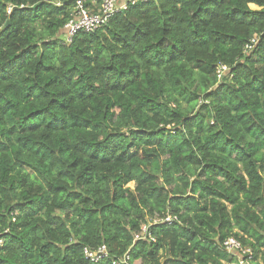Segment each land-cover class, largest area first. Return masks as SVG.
<instances>
[{
	"label": "trees",
	"instance_id": "obj_1",
	"mask_svg": "<svg viewBox=\"0 0 264 264\" xmlns=\"http://www.w3.org/2000/svg\"><path fill=\"white\" fill-rule=\"evenodd\" d=\"M77 1L0 0V264H264V0Z\"/></svg>",
	"mask_w": 264,
	"mask_h": 264
},
{
	"label": "built area",
	"instance_id": "obj_2",
	"mask_svg": "<svg viewBox=\"0 0 264 264\" xmlns=\"http://www.w3.org/2000/svg\"><path fill=\"white\" fill-rule=\"evenodd\" d=\"M130 1L134 2L135 0ZM126 4L127 3L122 0H103L99 10L90 12L83 6L82 1L78 0L75 5V16L65 25L67 38L70 39L71 36L80 28L84 30H92L98 25L103 24L112 14L126 8ZM250 47L251 45H247L246 49H249ZM227 70L228 68L225 65L219 64L216 70L218 79H220ZM165 221H170V217L165 218ZM146 230L147 227L143 225L142 233H145ZM222 245L228 254L237 258L238 264L254 263L250 248L243 246L238 239L229 237L223 241ZM84 254L90 261L98 262L107 256V250L106 247L102 245L96 250L85 249ZM119 263L128 264V256L124 255L119 260Z\"/></svg>",
	"mask_w": 264,
	"mask_h": 264
},
{
	"label": "rangeland",
	"instance_id": "obj_3",
	"mask_svg": "<svg viewBox=\"0 0 264 264\" xmlns=\"http://www.w3.org/2000/svg\"><path fill=\"white\" fill-rule=\"evenodd\" d=\"M251 8H253V9H257V6L254 5V4H251ZM134 264H138V261L134 262Z\"/></svg>",
	"mask_w": 264,
	"mask_h": 264
}]
</instances>
